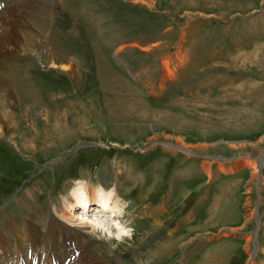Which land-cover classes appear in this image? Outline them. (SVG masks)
Returning a JSON list of instances; mask_svg holds the SVG:
<instances>
[{"label": "rangeland", "instance_id": "obj_1", "mask_svg": "<svg viewBox=\"0 0 264 264\" xmlns=\"http://www.w3.org/2000/svg\"><path fill=\"white\" fill-rule=\"evenodd\" d=\"M27 1L0 48V234L75 228L80 181L130 202L132 239L82 240L103 264H264V0Z\"/></svg>", "mask_w": 264, "mask_h": 264}, {"label": "bare ground", "instance_id": "obj_2", "mask_svg": "<svg viewBox=\"0 0 264 264\" xmlns=\"http://www.w3.org/2000/svg\"><path fill=\"white\" fill-rule=\"evenodd\" d=\"M29 3L27 0H0V29H2L0 31V48L7 50L13 48V28L18 25L20 17L28 10ZM53 47L52 49H54ZM93 53L95 61L101 62L103 60L102 55L104 54L99 49H93ZM50 67L56 69L58 66L53 62ZM63 68V70L72 69L70 66H63ZM2 86L0 83V88H3ZM28 89L30 92L33 90L29 86ZM38 94V91H34L36 98L33 100H39ZM110 115L113 116L114 113L112 112ZM50 120L51 116H49ZM260 163L261 166L264 164L263 158L260 160ZM251 165L257 167L253 163ZM88 192L93 193L94 199L95 190H91V187L82 186L76 189L81 203L86 202ZM69 199H64L65 213L62 216L71 223H74L75 219L70 215L71 205ZM72 227L71 224L59 222L53 215H51L45 226H37L35 223L26 221L7 225L5 232L0 234V264H6L5 261L8 260V254L12 253L15 254L14 256L17 259L16 264H20L21 262L22 264H36L37 260L38 264H51L53 257L56 260L59 259L61 264H103L104 261H101L103 259L97 260L96 256L91 252L90 242L83 243L82 240L87 235L86 231L76 226L75 228ZM61 238L62 241L60 240ZM1 247L4 248V252L1 250ZM45 259L47 262H44ZM20 260L22 261L20 262ZM41 260H43V263Z\"/></svg>", "mask_w": 264, "mask_h": 264}, {"label": "clouds", "instance_id": "obj_3", "mask_svg": "<svg viewBox=\"0 0 264 264\" xmlns=\"http://www.w3.org/2000/svg\"><path fill=\"white\" fill-rule=\"evenodd\" d=\"M84 184H87L85 181ZM81 182L77 181L73 189L67 193L71 205L70 215L75 219V226L86 231V234L109 243L115 249L126 239H132L135 233L134 222L129 211L130 202L125 201L117 191L115 185L105 187L96 185L97 191L88 192L86 202L81 203L76 193ZM63 206V200L61 201ZM79 210V211H77ZM53 211H56L53 206Z\"/></svg>", "mask_w": 264, "mask_h": 264}, {"label": "water", "instance_id": "obj_4", "mask_svg": "<svg viewBox=\"0 0 264 264\" xmlns=\"http://www.w3.org/2000/svg\"><path fill=\"white\" fill-rule=\"evenodd\" d=\"M261 158H264V152H263V154H262Z\"/></svg>", "mask_w": 264, "mask_h": 264}]
</instances>
